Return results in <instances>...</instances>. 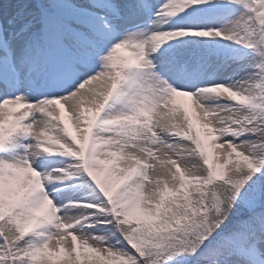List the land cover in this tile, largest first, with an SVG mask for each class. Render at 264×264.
<instances>
[{
    "label": "snow or ice",
    "instance_id": "1",
    "mask_svg": "<svg viewBox=\"0 0 264 264\" xmlns=\"http://www.w3.org/2000/svg\"><path fill=\"white\" fill-rule=\"evenodd\" d=\"M0 264H264V0H0Z\"/></svg>",
    "mask_w": 264,
    "mask_h": 264
}]
</instances>
